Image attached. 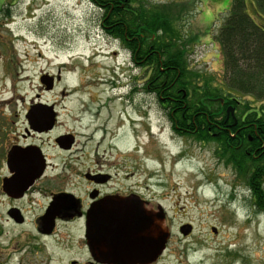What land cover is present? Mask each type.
<instances>
[{"label": "rangeland", "instance_id": "1", "mask_svg": "<svg viewBox=\"0 0 264 264\" xmlns=\"http://www.w3.org/2000/svg\"><path fill=\"white\" fill-rule=\"evenodd\" d=\"M145 1L174 10L191 69L216 81L223 79V56L215 36L232 0ZM248 1V13L260 22ZM100 16L88 0H0V70L9 77L8 96L15 68L19 73L24 69L16 85L22 95L16 100L18 109L44 92L38 78L48 72L59 78L53 93L58 107L65 108L62 123L83 141L88 133L89 149L96 127H106L108 133L97 131L95 138L106 135L105 149L112 146L116 153V186L129 178L127 183L166 212L164 226L171 235L154 264H264V212L254 206L246 180L227 163L217 142L182 138L172 131L160 101L150 94L148 69L136 66L123 42L101 29ZM7 57L12 61H5ZM17 60L22 65L16 67ZM53 93H46L43 100H52ZM62 129L49 136L50 145ZM49 149L53 153V147ZM40 204L45 205L43 199L27 212H37ZM187 223L193 230L184 235L180 228ZM80 228L57 226L52 243L47 242L55 253L54 264L91 261L78 246L83 240ZM24 229L27 234L35 232L32 221ZM9 230L11 241L21 229Z\"/></svg>", "mask_w": 264, "mask_h": 264}, {"label": "flooded vegetation", "instance_id": "2", "mask_svg": "<svg viewBox=\"0 0 264 264\" xmlns=\"http://www.w3.org/2000/svg\"><path fill=\"white\" fill-rule=\"evenodd\" d=\"M88 1L101 11V29L115 37L116 5L124 9L128 0ZM1 36L0 29V38ZM42 56V53H39V57ZM5 61H12V58L9 60L7 57ZM22 62L17 60L16 67L22 65ZM2 68L7 70V67ZM23 71L24 69L21 70ZM21 72L15 68L10 74L13 89L9 97V77L7 74L2 76L3 72L0 70V264H54L55 253L49 251L47 242L48 245L52 243L50 238L55 235L60 223L81 226L83 240L82 245L78 246L80 249L84 248L83 251L90 257L91 261L86 262L88 264H113L97 261L96 258L112 259L116 250L123 252L124 256L116 259L115 264L156 263L163 254L152 263L143 262L144 257L142 252L137 250L136 240L129 235L137 218L152 222L153 218L158 220L164 216L165 220V210L158 204H152L135 184L127 183L129 178H126L125 185L116 186V153L112 146L107 147L108 150L105 149L106 135L101 139L95 138L97 131L108 133L105 126L96 127L91 137L94 145L89 149L88 133L84 135L83 141L74 129L71 130L69 125L62 123L61 112L65 108L58 107L56 94L53 93L59 80L57 76L48 72L40 75L38 80L39 84L43 85L44 92L36 93L28 107L18 109L16 100L22 98V95L18 94L16 85ZM14 73L16 80L13 78ZM46 93H53L52 100H43ZM150 94L159 101L166 98L155 92ZM41 104L44 107H40ZM161 107L177 136L187 137L185 131L194 134L198 130L197 126L184 128L176 121L173 122L169 109L165 108L162 102ZM41 111L52 115L48 124L34 122L36 119L31 115ZM232 116L231 112L227 114L226 123L220 128L232 130L236 123L227 122ZM19 124L23 125V129H19ZM61 126H64V129L54 135L53 145H50L47 142L49 136ZM209 132H212L211 126ZM110 134L112 135V132ZM29 138L33 140L29 141ZM51 147L53 153L49 149ZM41 199L45 202L43 207L40 204L37 212H27L32 203L36 201L39 204ZM52 211L55 217L54 228L48 232L45 230L46 221H50ZM29 221H32L35 227L34 234L24 233V227L28 226ZM93 226L108 230L107 236H111L110 239L116 236V230L119 228L122 231V239L120 242L113 239L111 250L104 252L107 248L103 247L104 251H97L98 255L94 257L88 238ZM9 227L14 230L21 229L11 241L8 240ZM37 237L39 240L35 242ZM141 246H145V243ZM70 264L81 263L72 259Z\"/></svg>", "mask_w": 264, "mask_h": 264}, {"label": "trees", "instance_id": "3", "mask_svg": "<svg viewBox=\"0 0 264 264\" xmlns=\"http://www.w3.org/2000/svg\"><path fill=\"white\" fill-rule=\"evenodd\" d=\"M249 3L232 0L215 36L224 65L219 81L191 69L169 5L145 0H128L124 9L116 5L115 36L134 64L148 69V88L166 97L160 103L170 119L184 128L198 127L194 134L185 131L187 137L217 142L227 163L246 180L257 211L264 212V106L254 105L264 102V0L251 3L260 22L248 13ZM230 106L234 116L227 122L236 126L222 129Z\"/></svg>", "mask_w": 264, "mask_h": 264}, {"label": "water", "instance_id": "4", "mask_svg": "<svg viewBox=\"0 0 264 264\" xmlns=\"http://www.w3.org/2000/svg\"><path fill=\"white\" fill-rule=\"evenodd\" d=\"M52 79V78H50ZM40 107H44V105L41 104ZM234 109L233 107H229L227 112H232ZM32 117H34L36 120L35 123L40 124H48L51 118V114L49 112L41 111L37 114H32ZM40 118V120L38 119ZM33 120V119H32ZM236 123V122H235ZM23 157H25V154H23ZM25 160V158H24ZM23 160V161H24ZM138 213V212H137ZM97 215V213H95ZM54 212H51L50 221H46V231L51 232L54 228ZM164 216L162 218L155 220L152 219V222L144 221L140 218H137L135 223H133V228L130 230V238L133 240H136V244L138 246L137 250L141 251L144 261L146 263H152L164 252L166 249V244L168 240L170 239V230L164 226ZM181 232L184 235H188L192 232V225L191 224H184L180 228ZM212 231L214 233H217V229L215 227L212 228ZM108 230L105 228L96 226L92 227L90 229L89 233V244L91 246V251L94 257L98 255L97 251L99 253H102L106 247L107 250L104 252L112 249V240H116V242H120L122 239V231L118 228L116 230V236L112 239L111 236H107ZM140 237V239H139ZM145 243V246H141V244ZM120 250V249H119ZM124 256L123 252H119L116 250V255L112 259H97V261L100 262H110L115 264L116 259H120Z\"/></svg>", "mask_w": 264, "mask_h": 264}, {"label": "bare ground", "instance_id": "5", "mask_svg": "<svg viewBox=\"0 0 264 264\" xmlns=\"http://www.w3.org/2000/svg\"><path fill=\"white\" fill-rule=\"evenodd\" d=\"M83 50V49H82Z\"/></svg>", "mask_w": 264, "mask_h": 264}]
</instances>
